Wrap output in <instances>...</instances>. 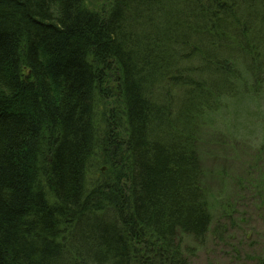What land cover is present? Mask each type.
Returning <instances> with one entry per match:
<instances>
[{
	"label": "trees",
	"instance_id": "16d2710c",
	"mask_svg": "<svg viewBox=\"0 0 264 264\" xmlns=\"http://www.w3.org/2000/svg\"><path fill=\"white\" fill-rule=\"evenodd\" d=\"M107 1L101 15L86 0H0V264H198L219 244L238 254L252 176L213 216L201 141L204 124L253 135L264 0ZM114 97L119 111L98 128V101ZM111 144L119 162L91 177L102 158L113 165ZM247 169L264 202V175Z\"/></svg>",
	"mask_w": 264,
	"mask_h": 264
},
{
	"label": "rangeland",
	"instance_id": "374dc122",
	"mask_svg": "<svg viewBox=\"0 0 264 264\" xmlns=\"http://www.w3.org/2000/svg\"><path fill=\"white\" fill-rule=\"evenodd\" d=\"M107 2V0H86V5L90 9L104 15L106 13L105 10L108 9ZM104 89L107 90L109 95L113 94V96H115L116 93L113 91L115 86L111 77L107 79ZM261 103L263 107L260 113L258 112L254 117L256 124L253 126L254 131L250 138L246 136L248 133L245 124L242 125L243 129L237 132V136L232 135L234 132L231 130H229L231 134L227 132L224 133L222 130L217 133L208 131L210 126L204 124L203 130H205V132L203 131V134L205 135H203L201 141V158L203 166L202 183L205 189H207L209 202H211L210 209L213 216H220V214L218 215V210L220 208L219 201L222 198L233 201L236 200L237 196L240 194L237 189L236 180L241 178L242 181H244L251 176V179H255V175H249L250 172L255 173V169L254 172H252L251 169H247L248 166L256 167L259 171V173H256V179L259 175H264V98ZM261 103L258 109L261 107ZM232 104L233 102L231 101L230 105H228L231 111L234 112L239 109ZM110 109H115L116 113L119 111L116 97L108 99L107 101H98V128L99 126L100 128H104L102 118ZM217 115L220 116V121L222 122L224 117L222 113L211 115V121L214 122ZM205 118L207 119L209 117ZM227 121L228 117H226V123ZM231 125L232 124L226 126L230 129ZM117 154L111 157L110 162H112L113 165L105 162L107 159L104 160L103 164H99L94 168L95 170L92 172L91 177L94 175L96 176L95 178H100L102 175H110L117 161L116 158L123 153L120 150ZM249 181L248 183L244 181V185L250 193L246 195L241 193L238 198V210L243 211L247 217L244 224L238 227L240 230L238 232L235 231V233H237V238H234L236 239L234 246L237 248L238 254L233 253L228 257L226 248L219 244L217 248L215 247L211 257L206 252L203 253L197 261L198 264H259L258 261L253 259L260 255H262L261 263L262 261L264 263V202H262L261 199H259V202L256 200L257 196L251 193L250 190L254 184L250 185ZM257 187L261 188L262 183ZM236 194L237 196H235ZM248 194L250 195L247 196ZM241 198L243 199L240 200ZM258 206L260 208H258ZM211 259L214 261H211Z\"/></svg>",
	"mask_w": 264,
	"mask_h": 264
},
{
	"label": "bare ground",
	"instance_id": "6f19581e",
	"mask_svg": "<svg viewBox=\"0 0 264 264\" xmlns=\"http://www.w3.org/2000/svg\"><path fill=\"white\" fill-rule=\"evenodd\" d=\"M28 77H26V79H27ZM122 139H123V135H122ZM121 145V144H120ZM107 149H110V150H108V152H109V155L111 156V157H114L113 155L114 154H117L118 152H120V149L117 147V145H115V144H111V145H109L108 146V148ZM118 155V154H117ZM120 156H118L116 159H117V161L119 162V160H120V158H119ZM93 159H96V160H98V156H96V155H94L93 156ZM102 160L104 161V160H106V159H104V158H102ZM99 161V160H98ZM95 169H92L91 171H90V173H92L93 171H94ZM37 183H39V184H34V188H35V190H34V194H36V195H42L43 193H44V191L43 190H45V188L44 187H42L41 186V184L43 183L42 182V179H37ZM201 184H202V189H203V192H204V196L205 197H207V198H209V196L207 195V189H205V187L203 186V183H202V181H201ZM219 204H220V206L219 207H223L225 204H226V199H224V198H222L220 201H219ZM220 210V211H219ZM219 210H218V215L220 214L221 215V213H222V209L221 208H219ZM221 212V213H220ZM182 240V237H180V241ZM183 246L185 245L184 243H186V241H185V239H183ZM179 247V246H178ZM180 249V248H179Z\"/></svg>",
	"mask_w": 264,
	"mask_h": 264
}]
</instances>
